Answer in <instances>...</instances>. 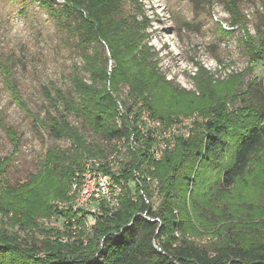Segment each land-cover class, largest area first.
Returning <instances> with one entry per match:
<instances>
[{
    "label": "trees",
    "instance_id": "obj_1",
    "mask_svg": "<svg viewBox=\"0 0 264 264\" xmlns=\"http://www.w3.org/2000/svg\"><path fill=\"white\" fill-rule=\"evenodd\" d=\"M31 1L39 2L52 15L67 43L79 51L83 65L73 64L69 75L74 95L67 97L53 80L43 85L42 92L55 111L47 110L42 118L13 80L14 53L5 57L0 52V71L13 102L53 137L68 139L71 144L67 149L47 150L40 170L30 176L29 182L10 183L3 176L19 147L18 136L0 115V124L15 149L9 156L0 155V210L6 217L0 222V264H264V234L253 246L230 237L207 245L174 235L175 230L183 234L175 219L179 211L174 208L184 200L181 193L193 186L191 174L195 163L212 147L223 149L225 137L238 136L235 159L223 175L224 189L230 190L246 174L256 156L261 157L264 170V96L257 101L252 97L259 89V80L235 94L231 113L215 95L211 97L204 91L207 102H196L195 110L210 116L204 124L205 132L196 131L190 139L179 140L174 150L156 162L154 175L159 178L162 190L156 210L146 204L142 196L146 187L142 183L137 186V199L128 191L117 211L98 217L92 231L80 230L76 240L64 243L59 240L61 230L39 224V218L60 216L72 224L71 210L59 207L71 199L72 177L81 166L82 157L107 151L102 141L88 142L86 135L70 123L68 114H74L92 133L108 141L131 131L125 119L121 127L116 124L118 101L125 87L155 117L170 121L172 113L151 104L153 95L169 86L157 67L156 53L149 44V20L139 0ZM262 37L257 40L247 36L245 43L251 62L264 60V31ZM110 60L114 61L112 65ZM137 102L127 104L128 110H133ZM190 110L192 107L178 112ZM130 156H134L130 159L134 169L141 162L151 161L147 150L131 152ZM131 176V172L125 173V178ZM145 211L158 216L161 225L144 217ZM39 232L43 237L38 243ZM163 235L166 238L159 241Z\"/></svg>",
    "mask_w": 264,
    "mask_h": 264
},
{
    "label": "rangeland",
    "instance_id": "obj_2",
    "mask_svg": "<svg viewBox=\"0 0 264 264\" xmlns=\"http://www.w3.org/2000/svg\"><path fill=\"white\" fill-rule=\"evenodd\" d=\"M139 1L149 20V44L156 53L157 67L169 86L151 96L153 106L172 113L171 119L187 115L197 111L196 102H207L206 90L207 95H215L231 113L235 94L247 90L255 80H259L260 86L252 97L255 101L262 99L264 60L251 62L245 41L247 36L257 40L263 38L264 0ZM65 38L52 15L39 2L0 0V52L5 57L14 53L11 62L13 80L30 107L42 118L47 110L55 111L42 92L43 85L53 80L70 97L74 95L69 80L73 64L83 65L79 51ZM113 62L110 60L109 64ZM3 80L0 71V115L4 124L16 132L19 143L3 179L23 184L40 170L47 150L67 149L71 144L68 139L53 137L21 111ZM119 100L125 106L134 101H138L135 106L143 105L128 87L122 90ZM188 107L192 110L178 112ZM202 114L210 119L209 115ZM68 120L86 135L88 142L102 141L106 152L113 149L114 139L103 141L74 114H68ZM204 124H200L197 131L205 132ZM237 139L238 136L233 134L225 137L223 149L212 147L195 163L191 174L193 186L181 193L184 200L174 208L179 211L178 214L174 212L177 222L183 217L181 223L176 222L181 224L183 234L175 230L176 237L186 236L207 245L230 237L247 246L255 245L263 237L264 170L261 157L254 158L249 170L230 190L223 188V175L235 159ZM14 151L7 130L0 124V155L6 157ZM84 158L79 168L88 157ZM131 197L137 199V196ZM53 222L62 229V219ZM36 236L39 243L43 233ZM165 238L163 235L159 241ZM156 243L158 245V240Z\"/></svg>",
    "mask_w": 264,
    "mask_h": 264
},
{
    "label": "built area",
    "instance_id": "obj_3",
    "mask_svg": "<svg viewBox=\"0 0 264 264\" xmlns=\"http://www.w3.org/2000/svg\"><path fill=\"white\" fill-rule=\"evenodd\" d=\"M124 119L131 125L130 133L115 138L112 150L103 155L88 157L72 177L69 191L71 199L59 205L60 209H70L74 214L72 224H69V220L64 216L38 220L41 226L59 228L53 220L62 219L63 227L59 230L63 234L59 240L64 243L76 240L80 230L84 229L90 233L98 217L112 215L119 209L121 199L128 191L136 197L138 184H145L147 194L143 190L142 196L146 204L156 210L162 198L160 180L154 175L156 162L167 152L174 150L179 140L190 139L199 125L208 121L199 111L166 121L155 117L151 110L140 104L133 110H128L119 100L116 119L118 127L122 126ZM137 150H147L151 161L141 162L134 169L130 154ZM126 172H131L133 176L125 178ZM142 215L161 225L158 216L153 217L147 211ZM4 219L6 217L0 210V222ZM20 232L22 236L25 235L24 231ZM155 245L157 246V243Z\"/></svg>",
    "mask_w": 264,
    "mask_h": 264
}]
</instances>
